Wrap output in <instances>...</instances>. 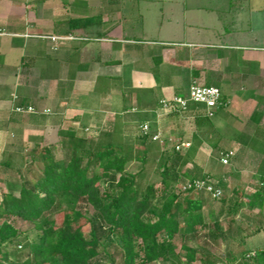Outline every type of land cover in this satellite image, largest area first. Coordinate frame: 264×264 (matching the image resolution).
Wrapping results in <instances>:
<instances>
[{"label": "crops", "instance_id": "obj_1", "mask_svg": "<svg viewBox=\"0 0 264 264\" xmlns=\"http://www.w3.org/2000/svg\"><path fill=\"white\" fill-rule=\"evenodd\" d=\"M10 1L0 0L1 144L9 132L28 134L34 147L55 130L59 138V131L88 129L97 139L112 131L113 141H131L148 156L166 157L168 166L180 156L182 172L195 168L218 182L233 160L223 165L222 153L236 152L238 170L250 173L240 177L246 188L261 184L262 7L260 17H246L242 2L250 0ZM73 19L90 20L89 31L72 34ZM193 84L220 89L224 106L213 119L195 108H161L162 99ZM18 102L52 114L18 115ZM145 124L150 136L161 133L159 141L143 135ZM185 143L190 147L176 150Z\"/></svg>", "mask_w": 264, "mask_h": 264}, {"label": "trees", "instance_id": "obj_2", "mask_svg": "<svg viewBox=\"0 0 264 264\" xmlns=\"http://www.w3.org/2000/svg\"><path fill=\"white\" fill-rule=\"evenodd\" d=\"M89 24L88 19L70 20L69 31L82 36L78 32H88ZM59 136L62 156L57 143L35 144L40 159L16 169L21 182L18 194L0 191V264H60L64 260L67 264H102L103 256L112 261L117 258L120 264H154L179 239L188 264H264V249H247L246 237L237 242L239 251L231 248L223 258L205 248L209 240L225 237L221 215L210 221L203 213L211 195L191 190L177 196L175 191L184 182L182 178L210 180L216 188H220L219 182L208 174L197 177L179 172L180 156L169 166L163 156L158 166L160 185H145L128 168L135 162L145 165L146 150L114 143L112 131L101 133L98 139L77 130L59 131ZM260 142L264 145V139ZM260 175L261 184L248 202L234 189L238 199L233 197L229 205L223 200L221 214L235 217L239 207H246L257 209L264 219V171ZM81 203L92 208L91 216ZM57 214L64 216L60 224ZM12 220L31 224V238ZM256 232L264 233V226L258 225ZM201 234L206 237L203 244L191 247L189 242ZM9 244H15V251L10 252Z\"/></svg>", "mask_w": 264, "mask_h": 264}, {"label": "rangeland", "instance_id": "obj_3", "mask_svg": "<svg viewBox=\"0 0 264 264\" xmlns=\"http://www.w3.org/2000/svg\"><path fill=\"white\" fill-rule=\"evenodd\" d=\"M251 2L244 3L242 4L247 5V9L245 12L246 17L247 16H255L257 15L256 12L257 10H260L261 8V13L263 14L264 12V0H250ZM7 2H12L10 0H7ZM9 11L4 12L2 15L8 14ZM260 13V14H261ZM260 14L259 17H260ZM264 19L260 18V20H257L258 22L261 21L263 25V30L262 33L264 35ZM263 40V39H262ZM261 44H264V40L261 41ZM61 45V44H60ZM59 45V46H60ZM81 130V128H80ZM84 134L88 136V138L91 135H94V133H91L90 130L84 129ZM7 138L2 142H0V191L4 192H10L15 195L18 194L19 189H20V179H19V174L16 172V169L20 166L25 167L26 165L30 164L33 159H37V161L40 159V151L37 149H33V142L32 137H28V134L24 136L22 134L21 136H16L15 134H12L9 132L6 136ZM29 138V139H28ZM61 138L57 137V130L52 131L50 133L46 134V141H40L39 145L43 144H48V143H57V152L59 155L62 156L64 153L62 146L57 142L60 141ZM38 143V142H37ZM114 143L120 144V145H125L129 146L131 144V141H127L126 143L122 140H114ZM14 145V148L12 147ZM35 147V146H34ZM235 156L233 157L232 160V165L227 167L224 171H221L218 173V178H219V186H220V191H221V196L220 198H207L205 207L203 209V213L205 217L213 221L221 215L220 220L222 223V229L225 234V237L222 239H217L216 241H211L209 240L207 245L205 246L206 249L209 250V252L217 257H224L227 255V253L230 251L231 248L235 247V251H239V245L237 242L240 240V238H245L246 237V244H247V249L254 250L256 248H262L264 249V233H255L256 228L258 225L261 227L264 226V219L260 216H258V212L256 210H249L246 207H239L238 208V213L233 217L230 215L228 212H224V215L221 214L223 206V200L226 201V204L231 202V199L237 198L238 196L233 194V190L236 189L239 193V198L244 202L247 203L249 200V197L254 193L255 188H246V184H243V179L240 177L242 175H250L249 171L248 172H240L238 169V162L236 161L237 156L236 152ZM215 157L219 156L218 154L214 155ZM162 160V157L156 156L154 154H151L147 157L146 164L143 165L141 163L135 162L131 165H129L128 171L131 173L139 174L138 176V181L142 184L145 185H160L161 177L158 173V166L160 164V161ZM10 163V166L6 165ZM36 166L38 167L39 164L37 163ZM179 169V168H177ZM183 170V168H182ZM184 173L185 171H189L188 173L190 175H195L197 177L201 176L202 172L199 170H189L187 168H184ZM179 172H181V169H179ZM183 173V172H182ZM187 173V172H186ZM204 175V174H203ZM225 175V177H224ZM184 182L179 184L176 187L175 195L178 196L180 193V188L181 185L189 181L187 178H182ZM243 185V186H242ZM187 195V194H186ZM190 195H187L185 197H188ZM223 197V198H222ZM234 197V198H233ZM229 205V204H228ZM172 206V204L170 205ZM227 206V205H226ZM81 207H83L85 213L87 215L91 216L93 213V210L90 206L86 205L85 203H81ZM170 208V207H169ZM65 217H69L68 214H66ZM64 216L62 215H55V219L57 220V223L60 224L63 220ZM12 223L14 226L23 234L31 238L32 235V230L33 226L29 223H24L22 221L18 220H12ZM81 225L83 226V230L85 232L89 231V227L84 224V221L80 222ZM230 227H231V232H230ZM206 237L204 234H201L196 238L195 240H191L189 242V245L191 247H197L203 244V242L206 240ZM181 240H177L175 243V246L172 247L169 251L168 254L165 255L163 259H161L159 262L154 263V264H188L186 261V256L185 252L181 248ZM234 245V246H232ZM232 246V247H231ZM8 249L10 252L15 251L16 246L15 244H9L7 245ZM20 250V249H19ZM200 255H198V258H200ZM101 263L102 264H120L119 260L116 258V260H110L106 259L104 256L101 258ZM60 264H67V260H64ZM191 264H201L199 261L196 263H191Z\"/></svg>", "mask_w": 264, "mask_h": 264}, {"label": "built area", "instance_id": "obj_4", "mask_svg": "<svg viewBox=\"0 0 264 264\" xmlns=\"http://www.w3.org/2000/svg\"><path fill=\"white\" fill-rule=\"evenodd\" d=\"M47 40H52L55 43L63 41L76 40L77 38L73 36L67 37H40ZM17 100V97H13ZM160 106L165 112H175V113H187L191 110V107H195L196 110L204 113L207 119H213L219 110L224 106L222 101L221 91L219 88L214 86H204L193 84L189 87L188 91L183 95H176L171 98H164L160 101ZM12 111L19 115H51L50 110L39 111L35 109L32 105H15ZM142 133L145 137H151V140L156 142L161 138V133L150 136V127L148 124L142 125ZM181 147H190V144L185 143L182 145H177L176 150L179 151ZM235 156L233 151H229L221 157V163L223 165H228L230 160ZM191 190H202L209 193L213 198H220L221 191L216 188L210 180L195 179L194 181H187L181 185L180 191L186 192Z\"/></svg>", "mask_w": 264, "mask_h": 264}]
</instances>
